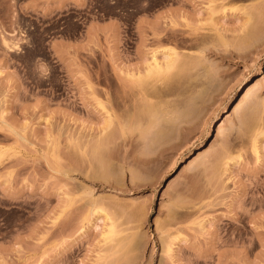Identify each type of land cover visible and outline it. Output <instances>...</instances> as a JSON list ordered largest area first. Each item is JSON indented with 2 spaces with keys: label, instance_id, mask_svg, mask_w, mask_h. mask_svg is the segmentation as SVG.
I'll return each mask as SVG.
<instances>
[{
  "label": "rangeland",
  "instance_id": "rangeland-1",
  "mask_svg": "<svg viewBox=\"0 0 264 264\" xmlns=\"http://www.w3.org/2000/svg\"><path fill=\"white\" fill-rule=\"evenodd\" d=\"M0 264H264V0H0Z\"/></svg>",
  "mask_w": 264,
  "mask_h": 264
},
{
  "label": "bare ground",
  "instance_id": "bare-ground-1",
  "mask_svg": "<svg viewBox=\"0 0 264 264\" xmlns=\"http://www.w3.org/2000/svg\"><path fill=\"white\" fill-rule=\"evenodd\" d=\"M172 49V48H171ZM169 50V49H168ZM168 53V55H167V62L165 63V65H161L158 61H157V59L156 58H154V62L153 63H150L149 64V66H148V69H147V73H148V75L149 74H158L159 75V73H161V72H165L166 70H168V69H170L171 67H172V65L175 63H173V61L175 60L174 59V56L176 57V52H174V51H172V50H170V53L169 52H167ZM175 54V55H174ZM169 72V71H168ZM164 74V73H163ZM162 74V75H163ZM158 75H157V77H158ZM161 75V74H160ZM159 75V76H160ZM166 75V74H165ZM171 75V74H170ZM173 75V74H172ZM171 75V76H172ZM157 77L155 78V80H157ZM137 78V77H136ZM141 78V77H140ZM160 78V77H159ZM159 78H158V80H159ZM165 79V78H164ZM152 80H153V77H152ZM163 80V79H162ZM141 81V80H140ZM140 81H138V82H140ZM147 81V80H146ZM164 81H166V80H164ZM163 81V82H164ZM261 81H262V78L260 77V78H257L254 82H251L250 84H247L245 87H244V89L246 88V87H248L247 88V91H249V90H253V89H255V88H257V87H259V85H260V83H261ZM143 82V81H142ZM145 82V81H144ZM158 82V81H157ZM162 83V82H161ZM166 83V82H165ZM150 84H152V83H150ZM149 84V86L151 87V85ZM164 84V83H163ZM155 85H157V84H155ZM140 86V85H139ZM148 86V87H149ZM137 87V86H136ZM153 87H156V86H153ZM158 87V86H157ZM152 88V87H151ZM162 89H164L163 88V86L161 87ZM161 88H158V89H161ZM165 88H166V86H165ZM150 89V88H149ZM143 90V89H142ZM152 92H153V90H155L154 88L153 89H150ZM149 90V91H150ZM144 91V90H143ZM149 91H148V95L150 94H154V92L152 93H149ZM156 91H157V89H156ZM155 91V92H156ZM158 92V91H157ZM164 92V91H163ZM160 93V92H159ZM147 94V93H146ZM156 94V93H155ZM157 95V94H156ZM152 96V95H151ZM154 96V95H153ZM158 96H159V94H158ZM167 119V118H166ZM165 121V120H164ZM168 121V120H167ZM170 121V120H169ZM168 121V122H169ZM127 123H129V122H127ZM125 124V126L127 125L128 126V128H129V125L128 124ZM170 124V123H169ZM126 126V127H127ZM161 132V131H160ZM162 132H163V130H162ZM164 133V132H163ZM143 133H141V135H142ZM158 134V133H157ZM220 134V130H218V132H217V136ZM158 135H160V134H158ZM163 135V134H162ZM190 164L189 163H187L184 167H186V166H189ZM113 229H115L113 226L110 228V230H109V235L111 234V235H113L112 233L114 232L113 231Z\"/></svg>",
  "mask_w": 264,
  "mask_h": 264
}]
</instances>
